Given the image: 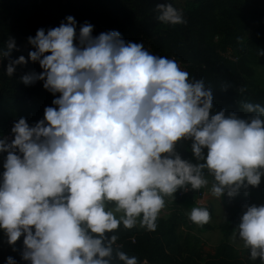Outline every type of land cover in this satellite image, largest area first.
Listing matches in <instances>:
<instances>
[{"label": "clouds", "instance_id": "1", "mask_svg": "<svg viewBox=\"0 0 264 264\" xmlns=\"http://www.w3.org/2000/svg\"><path fill=\"white\" fill-rule=\"evenodd\" d=\"M155 10L160 22H186L171 3H157ZM65 20L27 38L34 49L28 59L42 71L21 80L43 81L55 98L42 119L30 126L21 117L11 128L14 138H0L6 153L0 230L9 245L23 236L20 255L30 264H138L135 256L114 252L117 236L108 234L120 224L132 228L139 218L155 230L164 197L185 185H207L205 169L217 198L259 185L264 106L242 103L246 119L223 109L210 115L212 88L203 79H189L174 60L126 42L118 31L93 36L92 24L77 32L76 20ZM14 48L9 36L0 50V58H9V77L27 63L23 55L10 59ZM181 140H191L196 163L177 152ZM245 207L234 238L264 264V204ZM189 219L204 224L210 213L193 207ZM5 264L17 261L8 256Z\"/></svg>", "mask_w": 264, "mask_h": 264}, {"label": "trees", "instance_id": "2", "mask_svg": "<svg viewBox=\"0 0 264 264\" xmlns=\"http://www.w3.org/2000/svg\"><path fill=\"white\" fill-rule=\"evenodd\" d=\"M164 2L180 10L186 22L172 25L158 21L155 6ZM182 2L178 6L176 0H0V50L10 36L16 43L10 59L23 55L27 61L17 65L9 77L5 74L9 58H0V138L19 118H25L32 126L43 118L46 106H53L55 97L43 88V81L25 85L21 80L26 74L42 71L38 62L28 59V52L34 49L27 38L34 37L37 29L47 32L62 21L66 23L69 15L77 22V32L85 22L94 26L93 36L115 30L126 42L142 43L151 54L182 64L189 79H203L212 88L217 112L223 109L226 115L235 112L246 119L249 114L240 110L242 103L264 106V88L251 82L254 76L251 65L256 61L264 62V55L257 54L258 50L264 51V0ZM227 51L236 61L222 57ZM9 106H20V113L14 114ZM176 150L182 159L197 162L191 152V140L179 141ZM204 151L206 153V149ZM0 156L5 158L6 153ZM204 175L213 181L207 169ZM184 188L186 190L178 189L172 196L174 201L169 215L166 218L158 215L155 230L142 227L138 218V226L125 228L120 224L109 233L117 236L114 252L119 250L135 256L138 264H261L259 257L250 258L249 249L237 252L227 240L237 231L245 205L264 204V182L260 181L255 187H241L233 197L226 193L220 197L229 215L218 225L222 240L212 253L203 252L197 238L178 234L181 226L194 224L190 219L185 220L182 204L197 199L201 193V189L193 190L190 185ZM200 207L207 208L210 218L213 217L210 206ZM211 229L206 224L199 227V231ZM22 241L23 236L15 245H9L0 230V264H5L8 256L17 264H30L21 259ZM114 264L119 262L114 261Z\"/></svg>", "mask_w": 264, "mask_h": 264}, {"label": "rangeland", "instance_id": "3", "mask_svg": "<svg viewBox=\"0 0 264 264\" xmlns=\"http://www.w3.org/2000/svg\"><path fill=\"white\" fill-rule=\"evenodd\" d=\"M176 3L178 6H181L183 4L182 0H176ZM251 68L254 70V76L251 80L252 84L258 88H264V62L256 61L251 65ZM8 109H11L14 114H19L21 107L20 106H9ZM218 110V104L213 102V107L210 110V115L215 114ZM20 116V115H17ZM3 162L4 158L0 156V170L3 168ZM261 181L264 182V176L261 177ZM202 193L204 190H208L207 185L200 188ZM165 199V207L161 210L159 216L162 218H166L172 207V203L174 201V198L172 196H166ZM197 200H193L190 202H184L181 206L182 214L187 221L189 219V213L191 211V207L197 206L196 205ZM203 204L201 206H210L213 209V217L209 219L207 223H204L208 226H210L212 229L207 231H199V227L201 224H189L186 223L184 226H181L179 229V236L182 237L184 235H187L189 237L197 238L200 241V247L203 252L205 253H212L215 249V247L218 245V243L222 240V236L218 230V225L222 223L228 216L227 210L222 206L220 202V198L214 197L211 193H205L203 195ZM257 205H262L261 203H258ZM244 211L246 209H243L241 212V216L243 215ZM117 216L122 215V213H117ZM136 226H138V220L136 223ZM237 232V231H236ZM235 232V233H236ZM228 243L237 251L240 252L245 248L243 245V241L239 240L238 236L234 238V234H232L228 238Z\"/></svg>", "mask_w": 264, "mask_h": 264}, {"label": "built area", "instance_id": "4", "mask_svg": "<svg viewBox=\"0 0 264 264\" xmlns=\"http://www.w3.org/2000/svg\"><path fill=\"white\" fill-rule=\"evenodd\" d=\"M222 57L225 58V59L231 60V61H236V59L230 55V52H229V51H227L226 53H223V54H222ZM172 60H173V59H172ZM176 63H177L178 66L181 68V70H184V66H183L182 64H180V63H178V62H176ZM184 71H185V70H184ZM12 126H13V125L10 124V125L7 127V129H6V133L2 135V137L7 136L8 139H9V142L11 141V139L14 138L13 135L11 134V128H12ZM2 137H1V138H2ZM202 199H203V193H202V191H201V193L198 195V198L195 199V200H197V201H196V205H197V206L200 207L201 205H204Z\"/></svg>", "mask_w": 264, "mask_h": 264}, {"label": "crops", "instance_id": "5", "mask_svg": "<svg viewBox=\"0 0 264 264\" xmlns=\"http://www.w3.org/2000/svg\"><path fill=\"white\" fill-rule=\"evenodd\" d=\"M208 180V184H207V187H208V190H204V192H203V195H205V193H211V191H210V189H211V185H212V183H213V181H211V180H209V179H207ZM228 212V211H227ZM229 215V214H228ZM228 217V216H227ZM211 219V218H210Z\"/></svg>", "mask_w": 264, "mask_h": 264}]
</instances>
